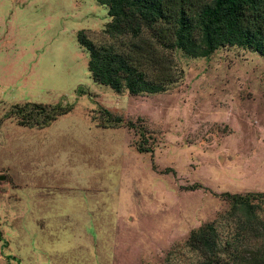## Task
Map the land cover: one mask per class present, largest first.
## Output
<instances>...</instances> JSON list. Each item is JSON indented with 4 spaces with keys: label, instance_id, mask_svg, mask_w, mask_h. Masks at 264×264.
Instances as JSON below:
<instances>
[{
    "label": "rangeland",
    "instance_id": "374dc122",
    "mask_svg": "<svg viewBox=\"0 0 264 264\" xmlns=\"http://www.w3.org/2000/svg\"><path fill=\"white\" fill-rule=\"evenodd\" d=\"M110 21L97 0H0V264H195L224 194L264 193V57L176 54L166 93L118 94L78 41ZM26 104L68 112L23 126Z\"/></svg>",
    "mask_w": 264,
    "mask_h": 264
},
{
    "label": "trees",
    "instance_id": "16d2710c",
    "mask_svg": "<svg viewBox=\"0 0 264 264\" xmlns=\"http://www.w3.org/2000/svg\"><path fill=\"white\" fill-rule=\"evenodd\" d=\"M97 1L108 7L111 21L103 33L110 42L99 44L85 31L78 41L89 52L92 79L118 94L166 93L184 75L177 71L176 54L206 59L221 49L239 48L264 57V0ZM14 108L19 124L29 127L48 125L68 112L40 120L42 105ZM101 114L110 126H133L108 110ZM223 197L229 208L186 241L195 264H264V193Z\"/></svg>",
    "mask_w": 264,
    "mask_h": 264
},
{
    "label": "water",
    "instance_id": "95a60500",
    "mask_svg": "<svg viewBox=\"0 0 264 264\" xmlns=\"http://www.w3.org/2000/svg\"><path fill=\"white\" fill-rule=\"evenodd\" d=\"M0 179H2V178H0Z\"/></svg>",
    "mask_w": 264,
    "mask_h": 264
}]
</instances>
